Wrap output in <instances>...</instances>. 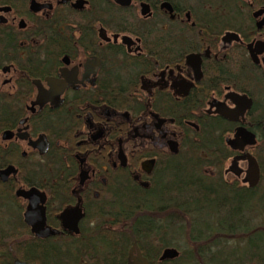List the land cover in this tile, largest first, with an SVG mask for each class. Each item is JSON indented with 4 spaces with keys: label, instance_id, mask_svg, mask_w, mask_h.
Segmentation results:
<instances>
[{
    "label": "flooded vegetation",
    "instance_id": "flooded-vegetation-1",
    "mask_svg": "<svg viewBox=\"0 0 264 264\" xmlns=\"http://www.w3.org/2000/svg\"><path fill=\"white\" fill-rule=\"evenodd\" d=\"M248 155L255 187L264 0H0V264H190L159 183Z\"/></svg>",
    "mask_w": 264,
    "mask_h": 264
},
{
    "label": "trees",
    "instance_id": "trees-1",
    "mask_svg": "<svg viewBox=\"0 0 264 264\" xmlns=\"http://www.w3.org/2000/svg\"><path fill=\"white\" fill-rule=\"evenodd\" d=\"M185 175L178 174L184 177H176L164 185L159 183L163 190L158 197L164 200L168 197L186 208L191 219L190 241L204 242L196 244L195 257L188 252L190 264H264V190L257 193V186L227 184L221 176ZM149 192H137V197L149 202L152 199ZM137 224L141 226L137 233L148 232L150 222L141 219ZM242 234H245L243 245L229 248L227 241Z\"/></svg>",
    "mask_w": 264,
    "mask_h": 264
},
{
    "label": "rangeland",
    "instance_id": "rangeland-1",
    "mask_svg": "<svg viewBox=\"0 0 264 264\" xmlns=\"http://www.w3.org/2000/svg\"><path fill=\"white\" fill-rule=\"evenodd\" d=\"M226 178L232 180L233 179V176L229 174V176L227 175ZM237 181L240 182L239 180H237ZM263 190H264V178H262L259 181V183L257 185L256 192L257 193H261ZM252 215H254V213H252ZM256 222H257V220L255 218V222L254 223H256ZM181 233H182L181 234L182 237L181 236L174 237L173 245L176 246V248L178 250H182L185 253H187V252L193 253V255L195 257L194 251L197 248V245L196 244L199 245V244H202L204 242L194 243V242L189 241L187 239V237H186L187 234H189V230H188L187 226L184 228V230ZM237 238L241 240L240 241L241 243L238 242ZM244 238H245V234L235 235L232 239H230V240L227 241L228 242L227 245H228L229 248H233L236 244L243 245ZM245 264H255V263L247 262Z\"/></svg>",
    "mask_w": 264,
    "mask_h": 264
},
{
    "label": "water",
    "instance_id": "water-1",
    "mask_svg": "<svg viewBox=\"0 0 264 264\" xmlns=\"http://www.w3.org/2000/svg\"><path fill=\"white\" fill-rule=\"evenodd\" d=\"M248 159H249V164H248L247 169L245 170V175H244L243 181H245L249 187H252L255 184H257V182L259 180V171H258V166H257L255 159L250 155H248ZM165 254L175 255L176 251L172 248L171 249L168 248V249L164 250L163 255H165ZM137 255L139 257H141L139 252H138V249H137Z\"/></svg>",
    "mask_w": 264,
    "mask_h": 264
}]
</instances>
